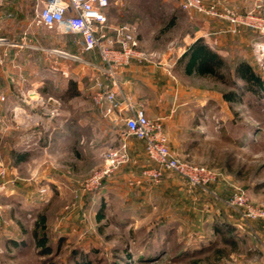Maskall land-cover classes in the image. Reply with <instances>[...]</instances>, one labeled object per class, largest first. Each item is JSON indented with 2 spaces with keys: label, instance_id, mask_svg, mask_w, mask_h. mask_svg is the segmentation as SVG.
I'll use <instances>...</instances> for the list:
<instances>
[{
  "label": "rangeland",
  "instance_id": "374dc122",
  "mask_svg": "<svg viewBox=\"0 0 264 264\" xmlns=\"http://www.w3.org/2000/svg\"><path fill=\"white\" fill-rule=\"evenodd\" d=\"M37 3L29 0L7 20L32 24L15 33L45 32L41 44L46 50L16 56L15 61L0 56V160L9 166L11 179L0 197V264H264V218L243 219L227 205L241 189L252 204L264 206V89L247 90L245 82L227 69L224 80L188 76L175 63V87L205 91V109L195 111L190 128L196 148L185 159L213 168L214 180L192 187L171 171L155 180L149 172L156 164L147 156L144 142L128 135L129 160L92 182L104 165V152L120 144L125 123L118 110L94 101L98 74L88 63H99L98 53L83 52L73 33L39 23ZM133 3L141 21L137 33L142 48L155 57L169 48L179 50L197 35L203 17H210L182 9L180 0H130ZM254 12L264 17L260 10ZM5 21L0 18V33ZM252 30L258 39L243 53L264 80V35ZM12 43L17 44L0 41V55ZM226 61L233 65L232 59ZM55 74L60 80L53 79ZM27 75L45 76L41 87L57 92L28 95ZM8 88L11 92H1ZM229 90L238 91L241 98L225 101L222 93ZM186 97L173 94L170 107ZM11 100L23 106L11 109ZM133 105L145 111L141 101ZM178 108L182 117L169 122V134L161 118L149 116L163 123L175 145L183 128L176 123L188 115L184 106ZM200 112H207V117L198 125ZM49 133L56 140V155H50L45 171H29V166L14 172V153L22 147L38 148ZM22 139L24 146H17ZM30 156L43 158L36 149ZM41 215L51 246L48 254L34 236L36 229L41 233Z\"/></svg>",
  "mask_w": 264,
  "mask_h": 264
},
{
  "label": "built area",
  "instance_id": "2783aa9c",
  "mask_svg": "<svg viewBox=\"0 0 264 264\" xmlns=\"http://www.w3.org/2000/svg\"><path fill=\"white\" fill-rule=\"evenodd\" d=\"M39 3V23L58 27L64 33L80 35L81 50L98 53L99 63H88L98 74L94 84V101L109 105L111 110H118L125 123L126 128L120 132V144L104 152V165L91 181L98 182L129 160L130 148L126 137L134 135L144 142L147 156L156 164L149 172L155 180H159L164 171H171L181 175L189 186L205 187L210 184L216 176L213 168L178 156L170 149L159 119H150L143 109L133 105L131 99H117L120 69L132 61L151 62L154 55L142 48L134 25L110 24L106 9L111 0H39ZM180 5L184 10L227 20L231 32L245 26L264 35V17L254 10L239 12L222 0L209 3L205 0H180ZM0 41H3L2 37ZM10 182L9 166L0 160V197ZM227 205L237 209L243 219L264 218V206L252 204L241 189L230 196Z\"/></svg>",
  "mask_w": 264,
  "mask_h": 264
},
{
  "label": "crops",
  "instance_id": "0c3cea01",
  "mask_svg": "<svg viewBox=\"0 0 264 264\" xmlns=\"http://www.w3.org/2000/svg\"><path fill=\"white\" fill-rule=\"evenodd\" d=\"M28 1L29 0H0V18L2 17V19L4 18L6 20L2 24L3 32L0 33V35L2 36V38H6H3V41L6 40L17 42V44L12 43L10 47H6L3 50L1 49L2 54L0 56L1 59L5 61H15L16 56H25L26 54H32L33 52H36L35 50H46L45 45L41 44V41L46 40L45 32L34 28L37 31L31 33L32 35L28 33H15L13 32L15 29H25V26H29L32 24L24 22L14 23L7 20L18 10H23L26 6H28ZM31 1H34V3L37 1V4H39L40 6L39 0ZM205 1L209 3L214 0ZM222 1L239 12L258 9L262 13H264V0ZM134 3L130 4V0H111L110 5L106 9V14L110 24L112 26H117L123 23H129L134 25L137 30V27L140 26L141 21L136 14L137 11ZM229 27L230 24L225 20L213 17H203L202 23L201 25H199V32L197 33V35L195 37L189 38L188 41H184L183 46L179 50L175 51L174 48H169L167 51L160 53L158 56H154L151 62L140 63L137 61H132L128 65L122 67L119 71L118 78L120 82V88L117 92V99L119 101L131 99L132 102L141 101L142 103H144V108L148 117L155 116L156 118H161L164 126L166 127L165 130L167 134H169V131L167 129V125L169 124V122L175 119H181L182 117L179 115L178 106H184V109L188 111L187 117L184 120H178L176 123V126H183V128L181 129V141L177 140V145H175V139H172L170 136H168L170 149L182 158L192 155L196 148L195 141L197 139L194 136H191L190 133L192 132H190V128L195 123V117L197 116L195 114V111H203L205 109L206 105L205 101H203L205 91L198 86L175 87L173 81L174 65L177 59L186 51L187 47L200 37L204 39L205 43H207L210 48H212L226 60L232 59L233 63L238 60H247V54L243 53V51H246V48L248 46H251L253 44V41H256L258 39L256 38L255 31L250 28L240 26L235 32H231L228 30ZM73 36L74 38L78 37V41H80V43L82 42V37L80 35L73 34ZM24 41L36 42L34 44H27L24 43ZM142 42L140 41L141 46L143 44ZM39 54L41 53L39 52ZM90 73V77H93L94 72L90 71ZM6 75L8 76V73ZM13 77L19 79V77H16L15 75H13ZM46 79L47 78L45 76L41 75H38L37 77H30L27 75L26 80L28 82V86H26L27 91L25 90V92L28 95L41 93H47L49 96L55 95L54 93L57 92L56 88L52 93L50 91L47 92L45 90V87H41ZM53 79L55 81L60 80L59 74H55ZM1 92L9 93L11 92V89L8 88ZM173 94H186L187 97L183 102L182 100L179 101L178 105L170 107L168 98L173 97ZM8 106L11 109H15L19 106H23V104H20L17 100H11L10 103H8ZM198 115L199 125L201 122H204V118L207 117V112H200V114ZM68 116H71V113H69L67 117ZM50 118L51 117H49V119L47 120V123H50ZM186 126H188V128L184 129V127ZM48 128L51 129L53 127L49 126ZM45 130H47L46 127ZM55 141V137L50 136L49 133L48 139H45L44 142H41V145H39L38 148L31 147L28 149L27 147H22L24 146L23 144L26 142V139L20 140L17 143V146L22 147L21 150L22 153L26 154V159L21 161H13L12 168L14 172L18 171L19 169H27L29 166L31 168L35 167L33 169L30 168L29 171L34 170L33 172L40 173L45 171V167H48L50 164V155H56V150L53 146ZM32 149H36L39 153H41L43 155V158L38 161L36 160V158H33V156L31 157L30 152L32 151ZM30 159H32V161H30ZM24 184L26 185V183Z\"/></svg>",
  "mask_w": 264,
  "mask_h": 264
},
{
  "label": "trees",
  "instance_id": "16d2710c",
  "mask_svg": "<svg viewBox=\"0 0 264 264\" xmlns=\"http://www.w3.org/2000/svg\"><path fill=\"white\" fill-rule=\"evenodd\" d=\"M176 66L180 67L183 73L188 76H211L222 80L225 79V75L222 72L227 69L229 73L245 82L247 90L258 93L259 89H264V80L255 72L248 61L241 60L229 66L226 59L210 48L201 37L187 47L186 51L177 59ZM222 98L227 102H233L238 101L241 96H239L238 91L229 90L222 93ZM14 156L17 161L26 159V154L22 152L14 153ZM38 224H40L41 233L36 229L34 236L37 245L42 248V252L48 254L51 246L47 244L44 215L40 216Z\"/></svg>",
  "mask_w": 264,
  "mask_h": 264
}]
</instances>
